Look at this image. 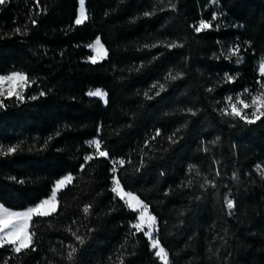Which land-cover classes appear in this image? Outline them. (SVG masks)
I'll list each match as a JSON object with an SVG mask.
<instances>
[{
    "label": "trees",
    "instance_id": "obj_1",
    "mask_svg": "<svg viewBox=\"0 0 264 264\" xmlns=\"http://www.w3.org/2000/svg\"><path fill=\"white\" fill-rule=\"evenodd\" d=\"M76 6L0 5V74L28 77L23 100L0 97V149L18 146L0 155V203L22 209L61 175L75 178L58 193L56 213L33 217L36 250L5 246L0 264H69L68 245L78 249L74 264H119L121 256L124 264H162L143 233L130 235L136 213L113 199L111 161L121 158L116 175L156 217L170 264H264V116L249 123L222 113L227 97L262 91L264 0H85L81 25ZM201 20L212 26L197 32ZM95 37L107 56L93 64L87 45ZM237 46L239 63L227 58ZM169 72L182 75L166 80ZM92 88L107 94L104 103L87 95ZM94 138L110 158L82 171Z\"/></svg>",
    "mask_w": 264,
    "mask_h": 264
},
{
    "label": "snow or ice",
    "instance_id": "obj_2",
    "mask_svg": "<svg viewBox=\"0 0 264 264\" xmlns=\"http://www.w3.org/2000/svg\"><path fill=\"white\" fill-rule=\"evenodd\" d=\"M7 0H0V5H4ZM153 12H145L144 16L153 15ZM107 15V13H106ZM88 19V16L85 12V0H79V11L74 20L75 25H81ZM216 19L215 14L213 15V20ZM32 23L35 24L36 21L32 20ZM211 22H206L201 20L198 27L195 28V31L200 32L204 29L210 28ZM16 31H20L17 29ZM156 45H151V47H155ZM169 47H181L182 45L178 44H170ZM96 55L89 56L88 59L91 63L95 64L98 62V58L102 59L107 56V50L104 48L103 44L101 43L100 37H96L95 41L92 44L88 45ZM145 47H149L145 45ZM240 48L237 46L233 49H229L228 57L237 56V63L240 62L239 54ZM260 73L264 76V62H261L260 66ZM139 70V69H137ZM182 73L177 72L176 74H172L171 72L165 77L166 80H176L181 77ZM234 77L226 74V81L231 82ZM5 81L15 82L19 81L23 84L28 83V77L19 72H13L8 76H0V85H2ZM157 88V84H153L148 92L144 93L146 99H152L153 97L149 94L152 90ZM165 88L164 84H159L160 91H163ZM262 91L252 98L251 103H246L241 96H237L235 98L228 97L226 98L231 111L229 112L228 109H223L222 113L224 115H232L235 117H239L242 120H247V122L252 123L254 122L253 119H249L248 115L243 112L244 109L252 108L253 111L251 113L252 117L255 119H259L261 116H264V84H261ZM245 93L248 92V89L244 90ZM4 95V91L0 88V96ZM7 95L9 97L16 96L17 99L23 100V97L20 95L18 91L15 89H9ZM41 95H44L41 92ZM88 96L92 97H100L103 99L107 94L104 93L100 89H96L94 91H89L87 93ZM156 95H159V91L156 92ZM32 99H36V97H32ZM233 100L235 102L233 103ZM238 105H242L238 107ZM0 106H3V102L0 101ZM194 114V113H193ZM99 131V129H98ZM59 133H57L58 135ZM156 135H160L159 130L156 131ZM155 137H153L154 139ZM51 139V137L49 138ZM90 148H94L93 153H89L84 157V163L81 164V170L83 171L85 165H87L90 161L94 159L104 158L109 159V153L106 150H102V141L100 139H92L91 141L86 142ZM18 146H12L8 148L6 151L0 149V155H9L11 153L16 152ZM207 149H205L206 151ZM112 187L110 191L114 194L113 199L119 198L120 201L124 202V205L132 212H137L138 215L135 217V222L130 224V229L134 231L130 232V235L135 236L137 233H143V235L148 238L150 249L155 250L154 255L162 262V264H170L169 261V254L167 253L166 249L162 246L160 240L155 235L157 230L156 224L157 220L154 215H152L149 211V206L144 203L137 195L125 191L124 187L122 186L118 176L116 175L118 171V166L123 167L126 161L121 158L118 160H112ZM194 166H189V171H192ZM259 170V169H258ZM261 178L264 179V170H259ZM219 176V172L216 173ZM74 177L72 174H68L60 178L59 180L55 181V184L52 188L51 194L48 198L42 200L40 203L36 204L33 207L28 208L24 211H13L5 207L4 205H0V248L5 246H11V251L15 253H21L27 250L35 251L34 247V236L36 235L35 232L31 231V223L33 221V217H47L57 212L59 201L57 199L58 193L66 188L68 185L72 184L74 181ZM23 183V181H21ZM207 184L215 187V184L212 181H206ZM224 204L231 213V210L234 207V201L230 199L228 196L224 197ZM91 205H85L83 208V212L85 215H88L90 212ZM71 232V230L69 229ZM71 235L75 237L76 241L79 244L84 243V239L79 236L76 232H71ZM70 251L67 253L66 259L69 261V264H74L75 254L77 253L78 249L75 246L68 245ZM5 264H8L5 261ZM119 264H124L123 257L119 258Z\"/></svg>",
    "mask_w": 264,
    "mask_h": 264
},
{
    "label": "rangeland",
    "instance_id": "obj_3",
    "mask_svg": "<svg viewBox=\"0 0 264 264\" xmlns=\"http://www.w3.org/2000/svg\"><path fill=\"white\" fill-rule=\"evenodd\" d=\"M78 11H79V0H77V6H76V15H75V18H76V16H77V14H78ZM95 39H96V37L94 38V39H92L89 43H88V45L89 44H92L94 41H95ZM88 45H87V47H88ZM89 48V47H88ZM89 50H90V52H91V55L90 56H93V55H96V52H94L91 48H89ZM89 60V59H88ZM100 60V58H98V61ZM90 61V60H89ZM261 62H264V61H259V63H258V74H261L260 73V68H259V66H260V64H261ZM11 73H13V72H10V73H7V74H0V76H8V75H10ZM20 73V72H19ZM21 84H22V82H19V81H15V82H9V81H5L2 85H0V88H2L3 89V91H4V95L3 96H8L7 95V93H8V90L11 88V89H15L16 91H18L19 93L21 92V89H22V87L24 86V84L21 86ZM96 89H100V88H92V89H90L89 91H94V90H96ZM100 90H102V89H100ZM88 91V92H89ZM103 91V90H102ZM104 92V91H103ZM105 93V92H104ZM256 95H258V93H254V92H251V93H246L244 96H241V98L246 102V103H251L252 102V98L254 97V96H256ZM1 97V96H0ZM231 97H233V98H235V97H237V95H234V96H231ZM97 98H99L100 100H101V102H105V97L103 98V99H101L100 97H97ZM228 98V97H227ZM235 102V100H233V103ZM238 107H241L242 108V105H238ZM225 109H228V111L230 112L231 111V108L229 107V103H228V101H227V99H225ZM252 111H253V109L252 108H248V109H244L243 110V112L244 113H246L247 115H248V118L249 119H253L254 117H252V115H251V113H252ZM244 121H247V120H244ZM264 170V162L262 163V164H259V165H257V170ZM258 170V171H259ZM69 173H65V174H63V175H61L57 180H59L60 178H62L63 176H65V175H68ZM57 180H55V181H57ZM55 181H54V183H53V185H52V187H51V190H50V192H49V194L46 196V197H44V198H41L38 202H36V203H34V204H32V205H29V206H26V207H24V208H22V209H10V210H13V211H24V210H27L28 208H30V207H33V206H35L36 204H38V203H40L42 200H44V199H46V198H48L49 196H50V194H51V191H52V188H53V186H54V184H55ZM127 192H129V191H127ZM131 193H133V192H131ZM134 194V193H133ZM0 205H2L1 203H0ZM9 209V208H8ZM136 213V215H135V217L138 215V213L137 212H135ZM133 222H135V220L133 221ZM156 235V234H155ZM147 240H148V238H147ZM148 243H149V240H148ZM149 247H150V244H149ZM153 251H155V250H153Z\"/></svg>",
    "mask_w": 264,
    "mask_h": 264
}]
</instances>
